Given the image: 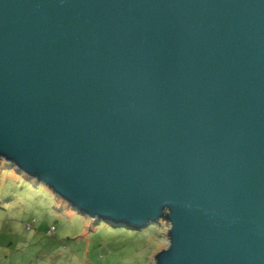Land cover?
Returning a JSON list of instances; mask_svg holds the SVG:
<instances>
[{
    "label": "water",
    "instance_id": "1",
    "mask_svg": "<svg viewBox=\"0 0 264 264\" xmlns=\"http://www.w3.org/2000/svg\"><path fill=\"white\" fill-rule=\"evenodd\" d=\"M0 159L154 264H264V0H0Z\"/></svg>",
    "mask_w": 264,
    "mask_h": 264
},
{
    "label": "rangeland",
    "instance_id": "2",
    "mask_svg": "<svg viewBox=\"0 0 264 264\" xmlns=\"http://www.w3.org/2000/svg\"><path fill=\"white\" fill-rule=\"evenodd\" d=\"M170 227L164 219L141 231L93 221L0 159V264H154L170 246Z\"/></svg>",
    "mask_w": 264,
    "mask_h": 264
},
{
    "label": "trees",
    "instance_id": "3",
    "mask_svg": "<svg viewBox=\"0 0 264 264\" xmlns=\"http://www.w3.org/2000/svg\"><path fill=\"white\" fill-rule=\"evenodd\" d=\"M107 224V223H106ZM108 225H111L113 228H115V229H117V228H119V227H115L114 225H112V224H108ZM56 229V228H55ZM126 229V228H125ZM128 230V229H127ZM131 230V229H130Z\"/></svg>",
    "mask_w": 264,
    "mask_h": 264
},
{
    "label": "built area",
    "instance_id": "4",
    "mask_svg": "<svg viewBox=\"0 0 264 264\" xmlns=\"http://www.w3.org/2000/svg\"><path fill=\"white\" fill-rule=\"evenodd\" d=\"M54 229V228H53Z\"/></svg>",
    "mask_w": 264,
    "mask_h": 264
}]
</instances>
